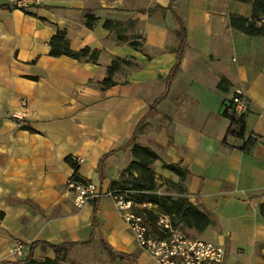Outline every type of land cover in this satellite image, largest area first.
<instances>
[{
	"label": "crops",
	"instance_id": "1",
	"mask_svg": "<svg viewBox=\"0 0 264 264\" xmlns=\"http://www.w3.org/2000/svg\"><path fill=\"white\" fill-rule=\"evenodd\" d=\"M173 13L184 24L187 48L158 115L141 128L156 121L152 141L167 164L185 169L191 201L213 222L201 239L224 247L223 264H264V33L248 36L230 26L232 16L252 15V6L238 0H45L27 13L0 0V264L24 259L35 242L76 244L59 253L37 245L36 261L157 264L135 245L110 194L131 160L130 148H120L164 92L175 64ZM260 19L256 26L264 28ZM57 31L73 51L96 50V63L51 57L48 42ZM118 34L127 41L118 42ZM114 60L113 84L104 87ZM237 91L247 104L246 135L225 146L222 111ZM113 151L100 184L98 161ZM73 158L84 160L76 171L66 162ZM70 176L100 190L98 229L91 202L76 207L65 192ZM15 240L23 244L21 257L10 252ZM104 243L133 261L109 254Z\"/></svg>",
	"mask_w": 264,
	"mask_h": 264
},
{
	"label": "trees",
	"instance_id": "2",
	"mask_svg": "<svg viewBox=\"0 0 264 264\" xmlns=\"http://www.w3.org/2000/svg\"><path fill=\"white\" fill-rule=\"evenodd\" d=\"M174 0H172L173 2ZM242 3H248L252 6V15L250 19H245L242 17L232 16L230 18V26L248 36H257L264 33V28H258L256 26V22L260 19V17L264 16V0H238ZM167 9L171 10V2ZM174 21L178 27L175 31V35L179 39L178 48L175 51L176 61L172 69L170 70L168 76L165 80V89L160 97L155 99L148 108L147 114L137 123L134 133L131 138L120 148V150H124L126 148H130V155L132 159L130 160L127 167L123 170L125 173H128L129 180H124L122 175L118 180L113 181L111 183V190L115 195H121L126 200L132 202L134 211L143 216L145 224L150 232H153L158 235L159 238L164 239L169 236L168 230H161L159 226H157L158 220L160 217H166L168 220L170 227L172 229L176 228L175 220L178 223H182L186 228L196 231L197 233H203L209 226L213 224L210 219L209 213L204 211L198 205L191 203L188 199L185 198H176L172 199L169 197L158 196L155 194V183L150 174L149 166L151 163L160 160L159 156L150 148L146 146H142L135 143L136 136L139 133L140 127L145 123L148 117H153L158 115L156 110L157 106L165 99L168 94L170 85L172 81L176 78V76L180 73V63L184 54L185 49L187 48V38L186 31L182 20L173 13ZM93 20H87L86 25L91 26ZM116 25V24H115ZM104 28L108 30H112L114 28L113 22L109 20H105L103 23ZM118 42L127 41L124 38H121L119 34L116 36ZM129 45L133 48H138V44L136 42H129ZM48 46L50 48L49 55L51 57H60L66 56L71 59L77 61H84L88 63H96L98 58V52L96 50H90L85 47L78 51H73L69 48L68 40L66 39L65 33L63 31H57L54 36L49 40ZM115 60L111 63V65L107 69V76L101 82V85L104 87L111 86L113 82L111 81V75L116 68ZM232 106L227 105L222 111V117L229 122L228 129L225 133V136L222 140V144L227 145L228 138L235 139H244L246 135V124L243 120V116H237L235 112H233ZM115 151L107 153L103 155L98 161L96 173L99 177V182L101 184L103 180L102 169L105 160L110 157ZM66 162L76 171L77 167L73 165L70 159H66ZM162 167L169 172L176 175L183 183L185 177V169L181 166V163L177 164H167L162 163ZM122 171V172H123ZM121 172V173H122ZM132 172H136L137 175L134 176ZM149 174L148 185L146 186L143 180H141L140 175ZM77 178V176H75ZM79 178V177H78ZM121 178V179H120ZM118 189L121 192H118ZM127 189L128 191L134 192L133 194L123 195V191ZM101 197V196H100ZM100 197L95 198L91 201L92 204V228L98 229L97 224V206L98 200ZM141 204H149L152 206H156L159 209V212L154 214L153 211L142 212L136 210V206ZM260 214L262 218H264V205L259 207ZM148 216H147V215ZM2 214L0 213V217ZM150 220L154 224L152 225ZM152 225V226H151ZM178 230V229H177ZM86 243H81L84 245ZM40 245L42 250L50 249L55 253H59L66 246L76 245V244H61V245H53L46 242H35L30 245V253L22 260L15 262L14 264H60V260L55 259H44L43 261H36L33 259L31 255V251L34 247ZM104 248L106 251L114 256H117L122 259L133 261L134 257L132 255L113 252L111 248L104 243Z\"/></svg>",
	"mask_w": 264,
	"mask_h": 264
},
{
	"label": "built area",
	"instance_id": "3",
	"mask_svg": "<svg viewBox=\"0 0 264 264\" xmlns=\"http://www.w3.org/2000/svg\"><path fill=\"white\" fill-rule=\"evenodd\" d=\"M45 0H6L9 10L30 12L43 5ZM259 25L264 26V18ZM227 105L232 106L237 116H242L247 104L239 91L235 92ZM16 117V113H11ZM82 158H73L71 162L75 167L83 163ZM65 192L72 194V203L81 207L101 196L98 187L75 176H70L65 181ZM117 207L121 219L126 224L135 245L147 253L157 264H223L225 257L224 247L210 241L198 238H189L177 229H172L166 217H160L157 226L161 230H168L167 238L161 239L157 234L150 232L143 216L134 211L132 202L121 195L110 194ZM23 244L19 240L13 242L10 250L17 257L22 256Z\"/></svg>",
	"mask_w": 264,
	"mask_h": 264
},
{
	"label": "rangeland",
	"instance_id": "4",
	"mask_svg": "<svg viewBox=\"0 0 264 264\" xmlns=\"http://www.w3.org/2000/svg\"><path fill=\"white\" fill-rule=\"evenodd\" d=\"M156 128H157L156 121H152V122L145 124V126H143V128L140 127L139 133L135 139L136 144L143 145V146L148 145L149 147L154 149L160 158V160L151 163L149 166V170H150L149 172H150V174L153 178V181L155 183V186H156V189L154 192L158 196L169 197L172 199L185 198V199H188L191 203H193V201H191V195L188 193V191L184 187L182 181L176 175H174L173 173L169 172L168 170H166L162 167V163L163 162L166 163L165 158L163 157L164 156V150L161 149L158 145H156L152 141V137H151L154 134V132L156 131ZM129 154H130V152H129ZM130 159H132L131 155H130ZM132 173L134 176L137 175L136 172H132ZM121 175H122V178L124 180H129L128 173H125L123 171L121 173ZM148 176H149V174H145V175L143 174L142 176L140 175V177H141L140 179L143 180V182L145 183L146 186L148 185V180H149ZM119 191L121 192L120 189H118V192ZM133 193L134 192L128 191L127 189H125L123 191V195H125V196L128 194H133ZM135 208H136V210L142 211L145 213L147 211H153L154 214L159 212V209L156 206H152L149 204H141V205L136 206ZM150 222L152 225L154 224V221L152 222L150 220ZM175 223H176V228L185 236H187L189 238H198V239L203 238L201 236L202 233H197L194 230L186 228L182 223H178L177 220H175Z\"/></svg>",
	"mask_w": 264,
	"mask_h": 264
}]
</instances>
